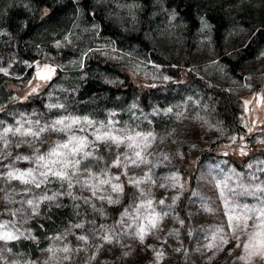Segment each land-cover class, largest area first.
<instances>
[{"label":"rangeland","instance_id":"obj_1","mask_svg":"<svg viewBox=\"0 0 264 264\" xmlns=\"http://www.w3.org/2000/svg\"><path fill=\"white\" fill-rule=\"evenodd\" d=\"M66 1L68 0H59L62 5ZM70 1L75 7L74 12H67L69 24L66 30L59 34L54 33L46 42L38 41L33 44L28 38L20 47L18 34L0 21V68L7 69V74L0 72V108L3 109L0 111V121H4L5 126L15 125L21 113L33 120L42 117V122L68 114L81 117L87 115L96 121H107L110 118L109 112H115L116 115L111 119L118 122L116 127L127 123L132 127L139 125L138 130L145 133L153 132L155 139L149 141L151 147L143 153L150 163L132 169L129 174L143 176L144 172L151 169L155 183L144 186L150 193L146 198L152 199L157 211H170L168 216L156 220V229H145L148 234L145 235L143 243L131 231L122 236L119 243L107 244L100 239H90L91 244L103 246L98 253L94 246L81 251L74 257L75 264H245V261L237 259L247 254L244 253L242 245L236 247L237 242L232 238L215 177L219 176L223 180V174L235 169L237 173L243 174L245 183L253 182L252 173L259 177L256 183L264 182V172L257 171L264 168V164L259 163L264 161V143L260 142L264 140V100L260 99L264 97V45L251 57L240 60L237 66L234 64L237 53L245 46L250 34V30L241 24L242 18L239 16L244 13L246 5L253 4V1L230 0L227 13L232 20L219 45L214 40L212 26L203 14L196 15L198 26L192 33L188 30L187 22L173 8H168L164 0H93V9L89 16L83 13L80 0ZM0 2L3 7L23 9L28 18L35 12V7L27 1ZM96 13L113 23L122 33L141 32L145 44L129 43L103 34L95 19ZM21 24L25 26V21ZM57 41L60 42V47H56ZM89 48L101 51L89 53L83 59L81 68L79 61ZM91 59L117 64L129 77L130 83L144 91L156 88L157 93L147 97L141 91L134 92L129 97L121 94L114 97L95 94L81 99L79 92L89 78L98 79L111 86L122 85L126 81L116 73L91 67ZM36 62L41 66L47 63L56 67V74L47 84L34 78ZM164 76L171 79L165 80ZM29 81H32L31 85ZM38 84L39 95L34 94L25 100V95ZM213 89L228 95L237 106L238 116L232 123L223 121L220 112L223 107L221 98L214 96L216 93ZM245 101L250 103L245 106ZM48 103H63L66 109L50 111L46 107ZM133 105L136 107L133 108ZM169 108L173 112L165 114V110ZM176 113L181 115L177 116ZM248 128H254V131L249 134ZM241 135L244 136L243 142L239 139ZM232 136L237 137L235 144L231 143ZM57 138L56 133L46 134L44 144L37 146L41 152L47 151L48 145ZM59 138L65 137L59 134ZM242 143L246 145L247 152L243 156L240 154ZM11 151L13 156L17 153H33V149L27 145L13 147ZM100 151L105 157L111 155L114 159L117 150L113 148L110 154L101 146ZM119 151L123 152L124 148L121 147ZM225 152L228 153L226 156L223 154ZM224 161L227 163H223ZM249 164L253 168L249 169ZM29 166L24 161L16 164L20 169ZM3 170L0 167V171ZM120 171L121 169H112L113 173L118 174ZM190 172L194 173V185L187 200V219L184 220L176 212L177 201L171 210L166 206L173 204L172 197L181 196L188 190L189 176L192 174ZM174 173L179 177L178 181L167 179ZM121 179L125 181L121 203H103L106 217L94 213L82 202L80 209H74L73 202L68 197L60 200L66 207H53L49 210L48 205L43 204L40 208L41 215L24 226L32 230L36 240L12 242L9 244L12 254L5 250L4 257L8 261L31 260L43 264L49 255L43 250L50 246H60L67 242L70 247H84L83 242L76 237L81 234L92 237V226L87 223L89 220H95L97 227L101 224L106 227L116 225L118 232L123 231V227L117 223L121 220V213L128 208L130 214H134V205L139 200L133 199L135 189L127 184L126 178L122 176ZM173 183L183 184V191L179 187L173 188ZM230 183L235 187L236 178L233 177ZM160 184L167 187L161 188ZM5 186V182L0 181V187ZM13 186L17 191L22 190L18 182H13ZM48 188V194L60 190L58 183L48 185ZM42 189L35 191L39 193ZM8 191L11 192V187ZM194 191L199 195L193 196ZM4 195L0 191V219L10 220L12 217L5 213V207L19 205H5ZM82 195L91 194L84 192ZM14 198L20 200L21 196L16 195ZM161 199L164 200V206L158 204ZM240 199L249 204L256 203L252 197ZM95 203L97 207L101 206L100 201ZM205 208L212 211H205ZM56 209H63L62 222L49 232L41 229L43 239L39 238L33 221L35 220V224L40 222ZM77 211L80 212L79 216L76 215ZM179 220L184 221L183 226ZM78 222H84L85 226L83 229H72L74 235H67L63 241L52 239ZM129 222L124 218V225ZM217 228H223L224 232L220 235L229 242L222 246L223 250H209L206 245L212 242V233ZM157 253H163V256L158 258ZM93 254L96 258L89 261ZM0 264H4V261L0 260ZM252 264H264V260L252 257Z\"/></svg>","mask_w":264,"mask_h":264},{"label":"snow or ice","instance_id":"obj_2","mask_svg":"<svg viewBox=\"0 0 264 264\" xmlns=\"http://www.w3.org/2000/svg\"><path fill=\"white\" fill-rule=\"evenodd\" d=\"M65 39L68 38L65 37ZM60 46V42L57 41L56 47ZM99 51L101 49L91 48L85 51L81 61H79L81 68H83V59L87 58L89 53ZM153 67L158 68L159 66L153 65ZM0 72L7 74V69L0 68ZM55 74L56 67L47 63L41 66L39 62H36L35 79L47 84ZM163 78L165 80L171 79L169 76ZM107 82L112 83V81ZM31 83L32 81H29L30 85ZM39 88V84L33 87L24 99L27 100L34 94L39 95ZM49 96L51 97V93ZM260 99L264 100V97ZM244 103L247 106L250 101ZM46 107L50 111L52 109H66V105L63 103H48ZM132 107L134 108L136 105ZM2 110L0 108V111ZM245 111L247 112V107ZM172 112L173 109L171 108L165 110V114ZM108 115L110 118L107 121H96L87 115L81 117L68 114L61 115L51 121L42 122V117L33 120L21 113L20 119L16 120L15 125L5 126V122L0 121V167L4 169L0 171V181H4L6 184L5 187H0V191L5 193L3 197L5 205H19V207H5V213L12 219H0V245H2L0 246V260H3L4 264H39L38 261L31 260L8 261L3 253L6 250L10 255L12 254V248L9 247L12 242L36 240V237L32 235V230L24 226L33 218L41 215V205L47 204L49 210L53 207H66L60 203V200L62 197H68L73 202L74 209H80L82 202L83 205L89 206L94 213L106 217L103 203L106 202L108 205L121 203L125 191V181L121 179L122 176L126 178L127 184L135 189L133 199L139 200L134 205V214H130L128 208H125L124 212L121 213V220L117 223L123 227V231L118 232L116 225L106 227L101 224L97 227L95 220H89L87 223L92 226V237L87 234L76 237L77 240L83 242L84 247H70L67 242L60 246H50L43 250L49 253L43 264H75L74 257L81 251H86L88 247L94 246L96 253H98L103 245H93L90 243V239H100L107 244L119 243L121 237L128 235L131 231L143 243L145 235L148 234L145 229L147 228L149 231L156 229L158 227L156 220L170 214V211L163 209L157 211V208L153 206L152 199L146 198L150 193L146 191L144 186L155 183L151 169L144 172L143 176L129 174L132 169L150 163L143 153L145 149L151 147L149 141L155 139L154 133H145L138 130L139 125L132 127L127 123L121 127H116L118 122L111 119L116 113L109 112ZM176 115L179 116L181 113H176ZM241 119L243 120V117ZM90 129L91 131H89ZM247 131L251 134L254 128H248ZM51 133L58 134V138L48 145L47 151L41 152L37 145L44 144L46 134ZM59 134H63L65 138H59ZM239 139L243 142L244 136L241 135ZM230 140L232 144H235L237 137L232 136ZM260 142L264 143V140ZM23 145L33 149L32 155L17 153L13 156L11 149L13 147L20 148ZM101 146L110 154L115 148L117 150L114 154L115 158H111V155L105 157L100 151ZM121 147L124 148L123 152L119 151ZM245 148L246 145L242 143L240 148L242 156L247 155ZM223 154L226 156L228 153ZM164 158L168 159L167 156ZM4 161H8V163L5 164ZM21 161L27 162L30 166L26 169L16 167V164ZM223 163L226 164L227 161ZM259 163L264 164V161ZM248 168H253V165L249 164ZM112 169H121V171L117 174L113 173ZM257 171L264 172V168L257 169ZM223 175V180L219 176L215 177V183L224 205L228 228L233 234L232 238L237 242L236 247L239 248L242 245L244 253L247 254V256L241 255L237 259L245 261V264H252V257L264 260V182L256 183L255 181H258L259 177L252 173L251 181L253 182L245 183L243 174L237 173L235 169H231L229 173ZM233 177L236 178L235 187L230 183ZM167 179L178 181L179 177L174 173ZM13 182H18L22 186V190L17 191ZM53 183H58L60 190L48 194V185ZM171 186L173 188L179 187L181 191L184 189L183 184L173 183ZM9 187H11V192L8 191ZM160 187L165 188L167 185L160 184ZM38 189H42V191L37 193L35 190ZM84 192H90L91 195L84 196L82 195ZM16 195L21 196V199L16 200L14 198ZM192 195L198 196L199 193L194 191ZM241 197H252L256 203L242 202ZM178 199L179 196L172 197L173 204L166 207L171 210ZM97 200L101 202L100 207H97L95 203ZM158 204L164 206V200H159ZM204 210L212 211L210 208ZM29 213L31 214L29 215ZM76 215L79 216L80 212L77 211ZM124 218L130 221L126 225L123 224ZM179 223L183 226L184 221L179 220ZM84 226V222L75 223L65 233L52 239L63 241L67 235L75 234L72 229H83ZM223 232V228L215 229L211 236L212 242L208 243L206 248L223 250L222 246L229 242L220 235ZM59 253L63 255H58ZM162 256L163 253H157L158 258ZM95 258L96 255L93 254L89 257V261Z\"/></svg>","mask_w":264,"mask_h":264},{"label":"trees","instance_id":"obj_3","mask_svg":"<svg viewBox=\"0 0 264 264\" xmlns=\"http://www.w3.org/2000/svg\"><path fill=\"white\" fill-rule=\"evenodd\" d=\"M1 1V0H0ZM18 2L27 1L35 8V12L31 17H27L24 14L23 9L18 7L5 6L0 2V21H3L5 26H8L14 30V33L18 34V41L20 47L23 46L24 42L29 38L36 42H46L48 38L54 33L59 34L60 32L66 30L68 26V14L67 12L74 10V4L72 1L68 0L60 4L59 0H17ZM146 1V0H144ZM168 8H173L178 16L182 18L188 24V30L194 32L198 26V21L196 19L197 14H203L212 26L213 36L215 42L219 45L223 38L224 32L231 23L232 18L229 13H227V8L230 5V0H164ZM253 4L248 3L244 13L239 16L242 18V25L250 30L249 36H247V41L245 46L237 53V59L234 64L239 63L240 60L251 57L258 48L264 45V0H252ZM13 2V1H12ZM93 0H80L79 5L82 8L83 13L89 16L92 8ZM16 3H13V5ZM74 12V11H73ZM95 19L101 26L102 33L113 37L114 39L121 38L129 43L136 42L138 44H145L143 41V35L139 33H122L118 27L113 23L106 21L97 13ZM22 21H25V26H22ZM230 22V23H229ZM91 67H99L105 71H109L113 74H118L124 80H126L122 85H107L102 83L100 80L95 78H89L86 83L82 86L79 96L81 99L91 97L95 94H107L114 97L116 94L126 95L129 97L132 93L141 91L144 93V97L149 95H154L157 93L156 88L148 89V91L140 90L134 84L130 83L129 77L124 71L120 69L117 64L109 63L106 61H99L91 59ZM216 93L214 96H219L221 98V103L223 105L220 108L221 117L225 123H232L233 120L238 116L237 106L234 104L233 100L227 95L221 93L216 89H213ZM218 94V95H217ZM30 102V101H29ZM217 146V145H216ZM223 155V154H221ZM224 156V155H223ZM230 160V157H228ZM231 161V160H230ZM232 162V161H231ZM234 162V161H233ZM236 163V161H235ZM192 173V172H190ZM189 173V174H190ZM194 173L189 176V187L188 190L179 196L176 202V212L179 217L186 220L187 219V200L190 195V191L194 185L193 181ZM63 209H56L51 211L47 215V218H42L40 222L34 223L36 229V234L39 238L43 239L41 229L45 232H49L58 226L60 221L62 222ZM37 221V220H36ZM43 225V227H41ZM21 243H25L20 241ZM26 250V247H24Z\"/></svg>","mask_w":264,"mask_h":264}]
</instances>
